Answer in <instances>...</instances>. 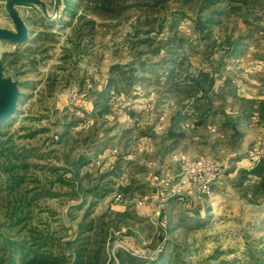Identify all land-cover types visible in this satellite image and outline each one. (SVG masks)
<instances>
[{"label": "rangeland", "instance_id": "obj_1", "mask_svg": "<svg viewBox=\"0 0 264 264\" xmlns=\"http://www.w3.org/2000/svg\"><path fill=\"white\" fill-rule=\"evenodd\" d=\"M43 1L45 10L37 5L17 6L20 16L29 27L30 35L25 43L15 45L0 40L3 73L17 80L21 90L17 109L0 126V139L6 140L11 136L17 147L35 150V154L28 159V167L21 170L24 177L20 186L14 190L5 188V182L0 178L2 226L9 223L7 212L15 204L14 195L41 192L30 206L28 227L49 231L53 233L54 240L60 242L68 238L72 240L78 223L85 219L84 215L88 219H98L104 215L103 221L108 222V229L111 230V235L107 236L110 238L106 241L108 259L113 257L117 247L146 253L148 247L155 248L156 244L152 240L156 236L155 225L160 214H148L144 211L147 205L136 206L135 201L154 193L152 187L143 191L147 184L144 181L148 180L150 171L152 175L161 172V163H165L169 173H178L181 167L178 161L173 160L176 154L190 158L209 156L222 167V179L212 185L209 194L185 192L180 203L169 211L165 210L166 214L171 215L181 209L197 212L205 222L192 229L177 227L168 234L171 244L167 255L174 257L173 264H255L256 258L264 262V203L255 205L247 202L243 197L244 186L234 185L237 169L249 167L253 160L249 158V152L264 156V119L244 117L242 109L250 103L240 98L264 99V23L252 20L251 16L247 17L249 23L244 22L239 14L228 10L229 6L238 3L225 0L217 6L218 11H223L219 15L221 22L211 25L207 32L197 33L191 27L197 17L194 7L181 6L178 0H159L158 3H154L156 0H147L150 5L126 11V17L120 21L97 17L98 23L91 33L84 27L79 51L73 53L70 49V30L59 20H68V17H61L62 7H58L55 0ZM4 2L0 0V27L14 30ZM252 5L254 2L250 3ZM179 11L183 15L176 17L175 27L169 30L172 18ZM146 19L149 22L155 19L156 27L162 24V28L158 26L162 31L153 30L150 33L156 36L154 44H166L172 38L168 49H163L159 55L147 51L144 43H134L138 38L134 37L133 25L144 23ZM40 31L47 32L48 39L32 43L34 32ZM240 34L249 35L251 41L242 46L237 58L219 67L215 86L208 91L212 106L206 115V121L214 127L231 120L236 129L227 124L223 128L226 133L224 137L221 133L207 135L206 124L191 129L193 120L186 119L182 123L189 129L188 137L165 152V127L168 126L167 119L171 112L177 106H182L178 100L186 96V89L193 85L201 69L217 68L222 51L214 49L219 46L217 44L212 47H206V44L215 40L220 42L224 36L235 38ZM144 37L142 29L139 38ZM182 39L190 47L185 52L184 62H178L182 73L177 78L182 91L172 96L166 94L163 86L156 81L165 80L168 77L167 70L174 68V64L169 61L175 56L171 48ZM27 47L32 50L22 55ZM139 61H145L152 67L149 66L143 73L140 69L133 72L136 78L144 79L134 95L136 99L134 96L129 99L133 101L130 106L138 109L145 107L144 122L147 125V136L134 141L144 142L147 139L151 146L146 153L135 154L138 161L134 169L127 170L125 166L121 170L129 174V179L138 182L125 186L118 184L114 178L99 181L101 173L94 169L86 177L79 176L72 185H68L63 179L68 180L70 161L85 149L90 152L101 145L102 141L97 139L99 132L114 126L116 136H119L117 130L122 132L133 124L132 119L121 120L118 125L112 123L113 120L106 123L92 120L85 126H69L81 120V111L76 110V107L89 109V92L101 88L112 64L131 66L134 63L138 68ZM125 76H129V73H125ZM154 93L159 97H155L156 94L152 97ZM124 109L120 110V118L125 115ZM235 130L239 134L231 137ZM29 132L35 133L29 135ZM111 134L112 131L109 136ZM160 151L165 153L161 158L157 157ZM166 158L169 161L164 162ZM3 159L4 154H0V163ZM154 159L156 162L149 161ZM143 160L150 163L146 166ZM2 173L0 165V176ZM161 173L165 174L166 171ZM93 185L98 186L96 191L100 192L91 195L83 192V188ZM134 186H137V192H131L136 190ZM74 192L78 193L74 195ZM118 193L127 200H116L115 195ZM85 197L83 205L78 206ZM121 210H126L127 216L116 214ZM72 260L73 256L68 255L61 264H71Z\"/></svg>", "mask_w": 264, "mask_h": 264}, {"label": "trees", "instance_id": "obj_2", "mask_svg": "<svg viewBox=\"0 0 264 264\" xmlns=\"http://www.w3.org/2000/svg\"><path fill=\"white\" fill-rule=\"evenodd\" d=\"M157 1L159 0H156L154 3H158ZM178 1L181 6L190 5L192 8L194 7L197 13V17L191 26L193 32H207L211 25L221 22V20H219V15L222 14L223 11H218L217 6L225 0ZM231 1H236L238 4L229 6L228 10L232 13L239 14L244 22L249 23L247 17L251 16L252 20L256 22L262 21L264 23V0ZM55 2L58 7H62L61 17H68V20H59L65 26H68L70 30L69 38L72 41L70 49L74 51L73 53L79 51L84 27L91 33L94 26L98 23L96 20L97 17L106 20L120 21L126 17V11L150 5V2L147 0H55ZM253 2L254 5L251 7L250 3L253 4ZM256 8L258 10H255ZM180 15H183L182 11L176 12L171 20L169 30L175 27L174 21L176 17ZM143 22L144 23L137 22L133 25L134 37L138 38L134 43H144L147 51L154 55H159L165 48L168 49L167 45L173 42L172 38H169L166 44H154L156 36L150 34L153 30L158 31V26L162 28V24H158L156 27L155 19L150 22L146 19L143 20ZM142 29L145 33V37L139 38V33ZM159 31H162V29ZM72 35H74V37ZM48 37L47 32H34L31 42L35 43L43 38L48 39ZM249 41H251L249 35L240 34L235 38H232L230 35L224 36L220 42L215 40L206 44V47H212L217 44L219 46H215L214 49L216 51L221 49L222 51L218 58L217 68L211 67L206 70L201 69L195 77L193 85L188 86L186 89V96L178 100L182 103V106H177L167 119L168 126L166 127L163 138L167 143L166 148H164V151L167 149L165 152H168L171 147H175L178 142L188 137L189 129L183 126L182 123L186 119L193 120L191 129H196L198 126L206 124L207 135H209V133H221L220 135L224 137L226 134L224 129L227 124L233 129H236L235 124L231 120L215 125V127L212 126L210 122L206 121V115L212 106L208 91L215 86L219 67L225 65L228 60L231 61L237 58L242 51V46ZM189 47V44L183 42L182 39L174 48H171L175 56L174 58H170L169 61L174 64V68L167 70L168 77L165 80L156 81L158 85L163 86L166 94H171L173 96L174 94H178L179 91H182L179 88L180 84L177 78L181 77L182 73L178 68V62H184L185 52ZM31 50L30 47H27L22 55H27ZM17 59L16 57L15 60ZM149 66L151 65H148L145 61H139L138 68L134 63H131V66L119 63L112 64L109 67L108 76L103 81L101 88L89 92L91 103L89 109L83 110L76 107V110L81 111V120L79 122H72L74 124H70L69 126H83L91 120L95 122L102 120L103 123H106L104 117L109 116V118L114 117L117 119L120 113H122L120 110L125 107L123 114L128 115L132 119L133 124L124 128L119 136H110L105 139V134L102 136L98 134L97 139L102 141V144L99 146L110 143L109 141L114 138L117 139L118 143L124 142V146H127L131 142H135L134 140L146 137L145 127L147 125H145V107L139 109L131 107L130 105L133 101L129 99L138 92L141 80L144 79V77L136 78L133 72L140 69V72L143 73ZM127 72L129 76H125ZM82 82L83 80H81V83ZM154 95L157 98L159 97L157 93H154L152 97ZM134 97L136 99V96ZM240 98L250 103L247 108L242 109L244 117L250 119L255 117L264 119V99L245 96H240ZM10 117L1 120L0 126L7 122ZM113 127L103 129V132L107 134ZM34 133L35 132H29V135H33ZM236 134H239V132L235 130L231 137ZM99 146L97 145L95 149L97 150ZM34 151L35 150L32 148H26L24 146L17 147V144H15L11 136H8L6 140L0 139V154H4V159L2 163H0L1 168H3V173L0 178L3 179V183L5 182V188L14 190L21 185L24 177L21 170L28 167V159L35 154ZM88 151L89 150L85 149L79 153L77 158L70 161L68 166V180L63 179L68 182V185H72L74 180L79 176L86 177L89 173L93 172V164ZM163 152L160 151V157L165 154ZM119 156H121V154H119ZM86 165H88L87 168H85ZM117 171H121V169L112 165L106 172L101 173L99 181L110 179ZM234 185L244 186L245 191L243 192V197L247 202L255 205L264 203V156L260 155L258 159L252 160L250 166L247 168H238ZM97 188L99 187L93 185L83 188L82 190L83 192H89L91 195L100 192L96 191ZM75 193L77 194L78 192H74L73 194L75 195ZM39 194H41V192H25L21 195H14L15 204H13V206L10 207V211L7 212V221L9 223L7 226H2L3 223H0V264H61L66 261L68 255L73 256L71 264H173L172 259L174 257H172V255H167V251L169 250L168 246L171 244L168 234L177 227L184 226L192 229L202 225L200 223L205 222V220H201L197 212L190 213L183 209L175 212L174 215L169 213L166 214L165 210L169 211L175 207L177 203H180L185 193L174 196L164 204L160 212L159 220L155 225L156 236L154 240H152L156 244L155 248L148 247L146 253H138L132 249L117 247L114 250L113 257L108 259L106 255V241L110 238L107 236L109 234L111 235V230L108 229V222L103 221L104 215L100 216L98 219H88L86 215H84L86 220L84 219L78 223L77 228L74 230L72 240L68 238L60 242L54 240L55 237L53 233L49 231H37L33 227H28V219L31 212L30 206L33 204L34 199L39 197ZM122 200L127 199L122 195V198L118 201ZM85 201L86 197L81 200L78 206H82ZM143 205H147L144 211L151 214L150 205L148 203H144ZM116 214L127 216L126 210H121L116 212ZM146 217L148 219L150 218V216ZM255 264H264V262L256 258Z\"/></svg>", "mask_w": 264, "mask_h": 264}, {"label": "built area", "instance_id": "obj_3", "mask_svg": "<svg viewBox=\"0 0 264 264\" xmlns=\"http://www.w3.org/2000/svg\"><path fill=\"white\" fill-rule=\"evenodd\" d=\"M115 152V149L113 150ZM249 158L256 160L258 155L249 152ZM174 161L180 164L178 173L155 172L151 178L152 192L141 199L135 201L136 206L148 203L151 213L159 215L164 204L170 198L182 195L189 186L195 191L210 193L212 185L223 177V169L218 162L209 156H198L190 158L183 154L173 156ZM121 194H116L115 199L120 200Z\"/></svg>", "mask_w": 264, "mask_h": 264}, {"label": "crops", "instance_id": "obj_4", "mask_svg": "<svg viewBox=\"0 0 264 264\" xmlns=\"http://www.w3.org/2000/svg\"><path fill=\"white\" fill-rule=\"evenodd\" d=\"M91 105V103H90ZM89 108V107H88ZM126 119L131 120V118L128 115H124V116H120L115 119L113 118H109V116L104 117L105 121L108 120H113L112 123L116 122V124L118 125L121 120L124 122L126 121ZM115 120V121H114ZM92 121V120H91ZM88 123V122H87ZM86 123L83 125L85 126ZM114 125V124H113ZM166 128V127H165ZM112 134L110 136H116L115 130L114 128L111 130ZM109 131L107 134L105 132H99V135L102 136L104 135L105 137H110L109 133L111 132ZM117 134L120 135V131L117 130ZM118 136V135H117ZM143 139V138H142ZM110 143H106V145H102L99 146L98 149L96 150L94 148V150L92 149L90 152L88 151L89 156L91 157V162L93 164V170L96 169L99 173H103L106 172L109 167H111L112 165L114 167H118L121 170L123 169V167L127 166V170H132V168L134 169V166L137 164V158H136V153L137 152H143L146 153L148 150H150V146L151 143L145 139L144 142L142 141H138V142H132L133 146L131 145V143L127 146H124V142L122 143H118L117 139H112L111 141H109ZM123 149H122V148ZM115 149V152L113 151ZM122 149V150H120ZM96 151V153H95ZM119 154H121V156H119ZM159 152L157 153V157H159ZM157 157L155 158L157 160ZM119 158V160H118ZM161 158V157H160ZM149 160L150 162H156V160ZM144 161V165L149 164L150 162H148L147 160H143ZM169 161L167 158L164 160V162ZM165 163H161V172H170L168 169L165 168L164 166ZM88 165L85 166V168H87ZM147 166V165H146ZM149 171V170H148ZM160 172V171H159ZM136 174L138 172H135ZM133 174V173H132ZM150 176H148V180L144 181V187L145 189L143 191H147L150 189L151 187V175H152V171H150ZM129 174L125 171H117L115 175H113L111 178H114V180L118 183V184H124L125 186L130 185L131 182H138V180H132L129 179ZM103 181H106V179H104ZM143 184V183H142ZM137 186H134V191L131 192H137L138 188H136ZM185 192H196L193 188L191 187H187Z\"/></svg>", "mask_w": 264, "mask_h": 264}, {"label": "water", "instance_id": "obj_5", "mask_svg": "<svg viewBox=\"0 0 264 264\" xmlns=\"http://www.w3.org/2000/svg\"><path fill=\"white\" fill-rule=\"evenodd\" d=\"M37 5L45 10L43 0H5V9L14 25L15 29L0 27V40L11 44L25 43L29 38V27L20 16L17 6ZM4 63L0 57V121L13 115L17 109V104L21 95V90L17 80L3 73Z\"/></svg>", "mask_w": 264, "mask_h": 264}]
</instances>
